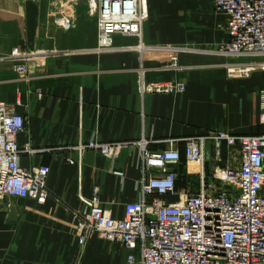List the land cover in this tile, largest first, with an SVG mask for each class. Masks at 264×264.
Listing matches in <instances>:
<instances>
[{"label": "crops", "instance_id": "0c3cea01", "mask_svg": "<svg viewBox=\"0 0 264 264\" xmlns=\"http://www.w3.org/2000/svg\"><path fill=\"white\" fill-rule=\"evenodd\" d=\"M145 1L141 43L149 50L140 56L134 36H115L113 52L90 51L97 39L88 0H0V101L26 119L17 142L34 153H22L20 166L49 168L44 204L0 197V264H125L129 252L118 243L92 235L79 246L77 226L95 189L115 219L138 200L139 142L151 153L171 143L179 151L176 194L162 199L173 204L199 189L198 169L184 159L185 140L262 132L264 71L228 76L230 60L212 52L228 40L212 1ZM16 49L29 58L7 60ZM172 57L182 70L167 69ZM173 81L185 82V91L141 96V82ZM91 138L127 146L114 161L90 150L80 158L73 148ZM237 152L223 146V162L207 163L205 176L237 165Z\"/></svg>", "mask_w": 264, "mask_h": 264}, {"label": "built area", "instance_id": "2783aa9c", "mask_svg": "<svg viewBox=\"0 0 264 264\" xmlns=\"http://www.w3.org/2000/svg\"><path fill=\"white\" fill-rule=\"evenodd\" d=\"M215 13L225 18L228 40L213 53L232 62L226 65L230 77H247L264 70V63L239 62L264 58V0H211ZM96 14V54L113 52L115 36L138 38L139 55L149 50L141 43L143 22L147 15L145 0H88ZM67 18L65 25L70 26ZM29 58L17 49L7 60ZM169 70H182L175 57ZM25 73L23 65L17 66ZM183 81L139 84L144 94H181ZM260 124L257 136L215 133L185 140L184 159L197 167L199 189L181 201L167 204L162 199L176 194L175 167L181 155L169 144L159 153H151L139 142L141 178L136 202L123 205V216L112 217L98 201V190L87 210L79 214V246L95 235L128 250L125 264H264V89L259 91ZM26 119L16 112L15 104L0 101V197L29 199L44 204L47 166L25 169L20 166L22 153L33 154L26 144L18 145ZM208 143L211 147H208ZM127 143H102L91 138L73 148L81 158L85 150L116 160ZM223 146L238 150V164L222 167L205 176L204 166L223 162ZM69 163H73L68 159ZM117 175H122L116 172ZM138 254V260L135 254Z\"/></svg>", "mask_w": 264, "mask_h": 264}, {"label": "rangeland", "instance_id": "374dc122", "mask_svg": "<svg viewBox=\"0 0 264 264\" xmlns=\"http://www.w3.org/2000/svg\"><path fill=\"white\" fill-rule=\"evenodd\" d=\"M232 62H236V61H230L228 64H230V63H232ZM239 62H244V63H249V62H250V63H251V62H252V63H253V62L255 63V62H257V63H260V64H261V63H264V58H257V59L246 60V61H245V60H243V61H242V60H239ZM259 71H264V70H259Z\"/></svg>", "mask_w": 264, "mask_h": 264}, {"label": "water", "instance_id": "95a60500", "mask_svg": "<svg viewBox=\"0 0 264 264\" xmlns=\"http://www.w3.org/2000/svg\"><path fill=\"white\" fill-rule=\"evenodd\" d=\"M23 199H20V202H22Z\"/></svg>", "mask_w": 264, "mask_h": 264}]
</instances>
